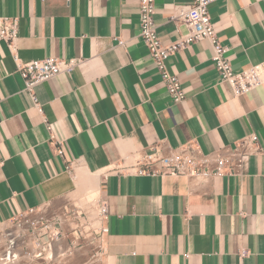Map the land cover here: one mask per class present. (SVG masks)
<instances>
[{
    "label": "crops",
    "instance_id": "crops-1",
    "mask_svg": "<svg viewBox=\"0 0 264 264\" xmlns=\"http://www.w3.org/2000/svg\"><path fill=\"white\" fill-rule=\"evenodd\" d=\"M191 1L155 0L163 43L187 32L172 17ZM138 4L0 0V17L19 19L22 61L82 62L34 88L40 112L0 40V227L70 206L80 172L84 182L96 178L108 209L102 264H264V154L248 160L242 178L115 171L160 145L196 141L209 153L255 133L264 150V84L235 95L199 40L166 62L185 94L174 103L139 36ZM210 16L235 73L264 61V0H218Z\"/></svg>",
    "mask_w": 264,
    "mask_h": 264
},
{
    "label": "built area",
    "instance_id": "built-area-1",
    "mask_svg": "<svg viewBox=\"0 0 264 264\" xmlns=\"http://www.w3.org/2000/svg\"><path fill=\"white\" fill-rule=\"evenodd\" d=\"M218 0H192L189 5L178 7L172 17L183 24L187 32L178 41L165 44L160 39L154 22L155 0H139V36L147 47L150 56L161 77L170 99L174 103H182L185 94L176 75L170 73L167 60L187 45L205 40L211 47V59L222 83H226L235 95L247 93L251 89L264 84V61L251 65L239 73H235L226 58L224 47L214 30L210 7ZM19 19L0 17V40H2L16 64L15 72L23 82V91L30 95L34 106L40 111L41 106L34 95V88L63 72H69L82 62L80 60H64L56 57L22 61L18 56L17 41L19 38ZM123 46V41H119ZM50 131V127L47 126ZM255 133L238 139L233 147L224 146L209 153H204L196 141H189L178 149L160 145L149 152L137 153L130 165L117 168L115 171L138 176H174L189 179L215 177H244L248 160L254 155H263L264 150ZM56 153L63 155L61 145L55 147ZM75 164H69L68 170L73 172ZM108 209L99 197L93 213L80 207L68 206L55 213L47 211H30L14 217L9 223L16 225L21 231V241L27 246L25 237L34 238L37 246L63 240L68 249L79 256L91 253L95 259L102 256L101 235L104 232V221Z\"/></svg>",
    "mask_w": 264,
    "mask_h": 264
},
{
    "label": "bare ground",
    "instance_id": "bare-ground-1",
    "mask_svg": "<svg viewBox=\"0 0 264 264\" xmlns=\"http://www.w3.org/2000/svg\"><path fill=\"white\" fill-rule=\"evenodd\" d=\"M76 175L78 177V183H77L78 191H76V193L70 197L69 201H72L73 203L81 206L87 212L93 213L94 207L96 206V202L99 199V197H98V193H99L98 192L99 191L98 190V181L96 180L95 177H93V176L90 177L88 175L89 179L86 182H84V181H82L80 172H78ZM19 232H21V231L18 229V231L15 234H13L15 236L11 235V237H10V235H8L9 237L8 236L0 237V249H1V247L5 248L6 246L7 247L9 246L12 249L14 247L13 243H14L15 239L21 237L20 234H17ZM25 238L27 240V242H26L27 246H29L31 248V255L22 258V259H26V264H31L34 257L36 256V254H40V253L44 254L45 258L48 261L51 260V261H54L55 263L57 261H59L58 257H56L53 254V252H54L55 247H58L59 250L62 249V247L60 246V244L62 243V240H57L55 243H50V244L38 247L34 238H30V239L28 237H25ZM19 240H21V239H19ZM8 250H7V253H8ZM14 251H15V249L13 250V252ZM10 254L11 253L6 254L4 252V255L2 256V252H1L0 253V264H10L11 262L17 263L20 260V254L21 253H19V251L14 252L13 256H11V258L8 259L7 255L9 257Z\"/></svg>",
    "mask_w": 264,
    "mask_h": 264
},
{
    "label": "rangeland",
    "instance_id": "rangeland-1",
    "mask_svg": "<svg viewBox=\"0 0 264 264\" xmlns=\"http://www.w3.org/2000/svg\"><path fill=\"white\" fill-rule=\"evenodd\" d=\"M71 196L72 195H70L69 198ZM68 203H70V205L73 207L82 208L81 206L73 203L72 201H69ZM18 229L19 228L16 225L11 224V223H7V224L0 227V237L8 236V235H10V237H11V235L15 236L13 234H15L18 231ZM17 234H21V232H19ZM19 239L20 238L15 239V241L13 243L14 247L12 249L9 246H8L9 248L6 246L9 250L6 247L5 248L1 247V249H0V253L2 252V256L4 255V252L6 254H8V253L12 254V255L10 254L9 257L7 255L8 259L11 258V256H13L14 252H16V251H19V253H21L20 254V260L17 263L11 262L10 264H23V263L26 264V259H22V258L31 255V248L29 246H25L23 244V241H21ZM47 244H50V243H47ZM47 244H45V245H47ZM60 246L62 247V249L59 250L58 247H55L54 252H53V254L56 257H58V259H59V261H57L56 263L54 261H51V260L48 261L45 258V255L40 253V254H36V256L34 257L31 264H102L101 256H97V258L94 259L91 255V253H88L87 256L81 257V256H79V254H76V252H73V250L68 249L69 248L68 244L65 243V241H63V240H62V243L60 244ZM14 249H15V251L13 252ZM7 250H8V253H7Z\"/></svg>",
    "mask_w": 264,
    "mask_h": 264
}]
</instances>
